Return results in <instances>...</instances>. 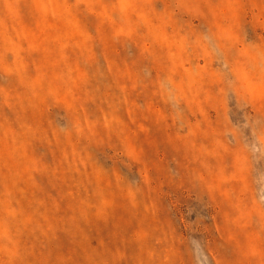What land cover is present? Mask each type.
<instances>
[{
  "label": "rangeland",
  "instance_id": "1",
  "mask_svg": "<svg viewBox=\"0 0 264 264\" xmlns=\"http://www.w3.org/2000/svg\"><path fill=\"white\" fill-rule=\"evenodd\" d=\"M0 264H264V0H0Z\"/></svg>",
  "mask_w": 264,
  "mask_h": 264
}]
</instances>
